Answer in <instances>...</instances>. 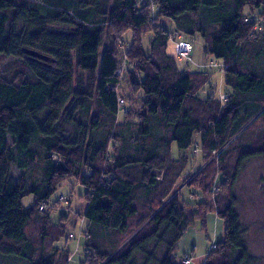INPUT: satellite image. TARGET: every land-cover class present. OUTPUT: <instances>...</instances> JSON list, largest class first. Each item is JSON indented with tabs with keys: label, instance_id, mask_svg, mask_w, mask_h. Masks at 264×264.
Returning a JSON list of instances; mask_svg holds the SVG:
<instances>
[{
	"label": "trees",
	"instance_id": "obj_1",
	"mask_svg": "<svg viewBox=\"0 0 264 264\" xmlns=\"http://www.w3.org/2000/svg\"><path fill=\"white\" fill-rule=\"evenodd\" d=\"M162 19L171 31L158 24ZM114 27L132 32L123 67L133 66L128 84L143 93L140 109L125 110L122 120L119 60L111 42L100 50ZM148 27L145 54L139 34ZM172 34L187 42L199 37L205 55L224 66L225 102L201 97L209 72L177 68L167 53ZM6 60L0 68L1 264H68L69 252L56 246L67 240L65 226L52 224L45 207L70 179L86 189L81 264H176L175 247L188 226L211 212L204 201L191 214L174 195L189 163L184 152L196 136L200 150L223 152L259 121L258 146L239 149L225 200L213 196L225 235L204 261L256 264L232 188L245 161L264 158V0H113L108 10L95 0H0V61ZM27 196L32 204L24 206Z\"/></svg>",
	"mask_w": 264,
	"mask_h": 264
},
{
	"label": "rangeland",
	"instance_id": "obj_2",
	"mask_svg": "<svg viewBox=\"0 0 264 264\" xmlns=\"http://www.w3.org/2000/svg\"><path fill=\"white\" fill-rule=\"evenodd\" d=\"M99 8L108 10L112 6L113 0H95ZM145 1L153 3L154 0H139V3ZM150 8V7H149ZM147 7V9H149ZM151 18H157V12L154 6L151 10ZM260 20V17L257 18ZM259 23V22H258ZM158 24L168 30H172L173 26L167 19L158 21ZM152 29L148 27L143 29L139 35H142V48L145 54H149V43L152 34L146 33L147 30ZM105 41L100 50L104 46H113L119 60V70L117 71L120 78L119 94L123 96L125 102L121 107L123 111L119 114V120L124 117L125 110H130V114H136L140 109V101L143 98V93L140 91H133L131 85L129 86L126 71L133 70V66L129 64L126 68L123 67L125 58L124 54L127 52L131 40L132 32L120 34V29L114 27L106 30L104 36ZM182 37L178 34H172V39L169 42L172 46L174 60L177 63H184V70L190 73L209 72L211 74V84L208 85L201 92V97L205 98L209 95H216V99L222 102V97L226 96V92H220L217 89L216 83L218 75H224V66L215 59L206 56L204 51V44L199 37L193 38L190 42L192 50L189 58L178 59L175 56V44ZM9 61H0V68ZM218 62V63H216ZM125 63H127L125 61ZM130 68V69H129ZM213 91L216 93L213 94ZM223 103V102H222ZM249 125V124H248ZM262 127L261 122H254L241 135L237 145L229 146L223 152H214L207 154L198 147L199 142L194 138V146L190 147L184 152L188 157V166L184 175L175 183L174 195H178V199L182 206H185L191 214L197 213L199 206L205 203V208L211 207L204 220L194 218L188 226L182 238L176 244L175 255L176 264H183L181 258L189 256L191 261L189 264H196L195 261L202 264V257H206L211 253L210 247L212 244L219 245L225 235L224 221L217 218L215 209L219 204L213 199L215 194L218 195L219 203H223L227 196L229 189V182H225L227 178L234 172L236 158L239 155L240 148H253L258 146L256 141V133ZM243 146V147H242ZM178 151L175 145L172 146V157H178ZM221 153V154H220ZM12 175L18 176V172L13 169ZM194 185L201 190L190 186ZM226 185V186H225ZM234 195L238 200V213L243 230V238L245 244L256 259V264H264V158H252L242 164L241 171L237 175L235 184L233 185ZM204 192V193H203ZM86 189L80 185L75 179L62 182L57 191L52 195L46 204L45 211L48 212L50 222L58 225L63 222L67 240L64 238L56 246L58 249H65L69 252L68 264H81L84 260L86 251L84 248V230L87 222L82 217L84 209V196ZM32 204V197L27 196L23 199V205L29 206ZM44 211V212H45ZM83 220V223L81 222ZM31 227H29V232ZM192 250L194 252H192ZM215 250V249H214ZM63 253L64 250H63ZM71 256V258H70ZM202 259V260H201ZM205 261V260H204ZM1 264V263H0Z\"/></svg>",
	"mask_w": 264,
	"mask_h": 264
},
{
	"label": "built area",
	"instance_id": "obj_3",
	"mask_svg": "<svg viewBox=\"0 0 264 264\" xmlns=\"http://www.w3.org/2000/svg\"><path fill=\"white\" fill-rule=\"evenodd\" d=\"M191 50H192V45L189 42L180 39L175 44V52L174 53L178 59H186V58L190 57ZM226 100H227V96H223L221 101L225 102ZM122 104H123V101L119 100V105L122 106ZM41 209H42V207H40V210ZM211 248H212V250H214V248H215L214 245H212L210 247V249ZM212 250H210V251H212ZM181 261L183 264H189L191 261V258L189 256H183L181 258Z\"/></svg>",
	"mask_w": 264,
	"mask_h": 264
},
{
	"label": "crops",
	"instance_id": "obj_4",
	"mask_svg": "<svg viewBox=\"0 0 264 264\" xmlns=\"http://www.w3.org/2000/svg\"><path fill=\"white\" fill-rule=\"evenodd\" d=\"M172 49L173 48H172L171 45H170V47L168 46L167 53H168L169 56H171L172 58H174V56H173V50ZM218 62H216V63H218ZM182 64H184V63L183 62L182 63H177L176 62L177 68L179 70H181V71L184 70V65H182ZM219 64H220V62H219ZM216 78H217V81L214 84L216 85L217 89H220V92L219 93H222V92H224V75L223 76L222 75H218ZM215 93L216 92L213 91V94H215ZM196 142L198 143L199 142V139H197ZM81 222L83 223V220H81ZM192 252H194V251L192 250ZM205 256L202 257L203 260L201 259L203 261L202 264H204ZM70 258H71V256H70ZM69 261H70V259H69ZM195 263L196 264H199L200 262L195 261Z\"/></svg>",
	"mask_w": 264,
	"mask_h": 264
},
{
	"label": "water",
	"instance_id": "obj_5",
	"mask_svg": "<svg viewBox=\"0 0 264 264\" xmlns=\"http://www.w3.org/2000/svg\"><path fill=\"white\" fill-rule=\"evenodd\" d=\"M29 56H33V57H37V58H41L40 56L34 54V53H31V52H26Z\"/></svg>",
	"mask_w": 264,
	"mask_h": 264
},
{
	"label": "bare ground",
	"instance_id": "obj_6",
	"mask_svg": "<svg viewBox=\"0 0 264 264\" xmlns=\"http://www.w3.org/2000/svg\"><path fill=\"white\" fill-rule=\"evenodd\" d=\"M214 247H215L214 249H216L217 245H216V244H214ZM210 250H212V248H211Z\"/></svg>",
	"mask_w": 264,
	"mask_h": 264
}]
</instances>
